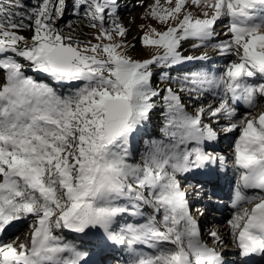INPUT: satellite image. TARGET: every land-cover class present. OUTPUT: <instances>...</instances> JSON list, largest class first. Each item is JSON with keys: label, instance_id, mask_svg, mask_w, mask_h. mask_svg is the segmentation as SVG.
<instances>
[{"label": "snow or ice", "instance_id": "snow-or-ice-1", "mask_svg": "<svg viewBox=\"0 0 264 264\" xmlns=\"http://www.w3.org/2000/svg\"><path fill=\"white\" fill-rule=\"evenodd\" d=\"M187 2L164 7L155 0L150 15L162 24L177 23L142 37L163 54L141 61L115 42L126 35L121 24L113 20L114 27H105L117 0H72L77 17L97 29L95 39L109 41L95 44L59 27L67 0H38L27 13L13 11L23 8L19 0H0V264H86L88 252L63 242L54 234L58 229H96L101 245L127 248L129 264H224L221 253L201 239L177 179L223 161L203 147L218 138L213 123L221 118L231 121L223 131H240L231 236L241 255L264 254V112L252 115L264 100V0H190L199 16L187 11L180 18ZM222 18L229 38L211 46L232 59L219 75L193 73L179 91L163 89L160 138L144 141L141 134L161 97L152 86V67L207 60V54L184 56L181 42L208 45L219 35ZM24 30L31 35L20 34ZM25 69L72 90L61 95L52 84L26 76ZM184 93L190 99L196 93L198 106L191 113ZM206 93L213 100L201 103ZM241 103L249 111L234 120ZM246 189L259 192L249 196ZM242 202L253 206L249 210ZM145 208L152 209L145 222L118 224L126 215L144 217ZM21 220L31 221L30 243L5 239ZM209 235L222 243L216 232ZM138 245L156 251L141 254Z\"/></svg>", "mask_w": 264, "mask_h": 264}, {"label": "rangeland", "instance_id": "rangeland-1", "mask_svg": "<svg viewBox=\"0 0 264 264\" xmlns=\"http://www.w3.org/2000/svg\"><path fill=\"white\" fill-rule=\"evenodd\" d=\"M117 0V6L114 10L117 13L125 12L121 21L113 18V13L109 12V17H105L106 28H112L114 25L112 21L115 20L126 29V35L121 38L115 37L116 43H122L124 47L120 51L133 59L144 60L151 59L153 56L162 55L163 49L157 48L152 45H144L142 37L146 34H150L152 29L156 31H165L168 26H174L177 21L169 20L167 24H162L158 19L153 18L150 15L151 7L155 4V0ZM124 3L122 9H119L118 4ZM134 4V5H132ZM160 4L164 7L174 6L175 0L172 5L166 4V0H160ZM113 11V12H114ZM187 11H192L194 15L199 16L200 9L192 5L190 0L185 4L184 9L179 14L180 18ZM107 15V16H108ZM200 18H203L202 16ZM72 29L79 32V36L76 37L79 41L84 44L91 41V43H108L109 41L104 39L97 41L95 39L98 35L97 29H92L88 26L89 22L84 19H74ZM225 24L226 20L222 18L216 25V32L219 35L206 46H198L193 48V44L200 45L201 42L195 40H187L181 42L180 51L184 56L199 57L207 54V60H186L182 63L176 64L166 71H160L158 66H153V78L152 86L157 91H161V97L156 99L157 107L150 114V119L145 125L144 131L142 132V138L144 139H157L160 138V127L164 123L163 113L164 109L161 106L163 89L167 87L173 88V90L179 91L183 79L185 76H191L193 73H208L209 75H219L220 70L225 67V64L232 57H227L215 50L211 45L219 43L229 38L225 35ZM31 32L27 34L30 36ZM153 38H156L153 34ZM162 73H167V76L178 78L180 80L175 83L169 79H165ZM29 75L36 81H43L45 83L52 84L61 95L64 89H67V94L72 90L67 85H55L45 75L33 72L25 69V75ZM179 74V75H178ZM3 73H0V85L3 82ZM249 82L252 79L249 78ZM157 84L159 87L163 86L162 90L156 88ZM187 87H192L190 84ZM222 91V90H221ZM196 93H193V98L184 93L182 98L187 105V110L191 113L194 107L198 106L195 99ZM218 98V96H217ZM213 100V95L205 94L201 103H207ZM249 110L241 105L237 108V116L234 120H239ZM261 112H264V100L258 101V107L252 110L253 116H258ZM251 118V117H249ZM208 122V121H205ZM231 121L221 118L219 124L213 123V127L218 133V138L214 143L206 142L203 147L206 152H210L213 156L223 157V161L216 160L212 163L206 164L203 168H194L193 170L177 174V179L180 183V188L186 193V199L188 202V209L196 220L198 228L201 233V239L208 243L210 247L216 248L221 253L224 264H246L243 261V255L240 254V250L236 246V242L231 236V227L229 221L237 213L238 208L233 207L234 193L239 180V171L234 164V151L235 143L239 139L240 131L234 130L231 132L223 131L222 129L227 127ZM149 124V127H148ZM136 151L141 152V148L144 149V145L137 143ZM140 156H135V161L139 162ZM245 193L249 196L259 192L258 189H246ZM198 202V203H197ZM190 203L198 205L199 209L189 208ZM243 204V202H242ZM253 205L243 204V207L251 209ZM152 213L151 208H145L144 217H133L126 215L122 217L118 224L123 226L126 223H143L146 221L147 215ZM157 221L162 219V213L156 214ZM30 220H21L14 222L13 226L10 227L5 235V239L18 237L17 243H30ZM160 226V225H158ZM216 232L220 237L222 243H216L209 235L211 232ZM56 235L63 238V242L74 245L80 251H87L88 256L85 258L86 264H129L131 257L129 256L128 250L125 246L121 250L113 248L112 245H101L98 241L99 231L96 229L86 230V233H74L68 229L55 230ZM171 247V245H166ZM137 251L141 254H154L155 249L148 248L144 245H138ZM264 255V254H262ZM252 258L253 256L250 255ZM84 264V262H82ZM253 264H264V256Z\"/></svg>", "mask_w": 264, "mask_h": 264}, {"label": "trees", "instance_id": "trees-1", "mask_svg": "<svg viewBox=\"0 0 264 264\" xmlns=\"http://www.w3.org/2000/svg\"><path fill=\"white\" fill-rule=\"evenodd\" d=\"M38 2V0H19V3H21L22 5H23V8H17V9H13V11H17V12H21V13H27V12H29L30 11V9H31V6L32 5H35L36 3ZM132 3L134 2L133 0L131 1ZM122 5H124V3L122 2V3H120V4H118V7H119V9H122L124 6H122ZM132 5H134V4H132ZM76 11H78L77 9H74L73 8V6H72V0H67V8L65 9V14H64V17H63V19L62 20H60V21H58V25H59V27L65 32V33H68L69 31H72V33H73V35L75 36V38L77 37V36H79V32L78 31H76L75 29L73 30V29H69L68 27H67V25L69 24V23H71L72 24V27H73V24L75 23V22H72V20H74V19H77L78 17H77V15H76ZM112 13H113V18L114 19H117V20H119V21H121V19L123 18V14L125 15V12H122V13H117V12H111V15H112ZM127 15V14H126ZM125 15V16H126ZM110 15H106V17H109ZM78 19H80V18H78ZM84 20H86V19H84ZM30 33V31H27V30H24V31H22L20 34H23V35H25V36H27V34H29ZM157 69H159L160 71H166L168 68H161L160 66H158V68ZM179 75V74H178ZM26 76H29L28 74L26 75ZM32 78V77H31ZM165 79H169L170 81H172V82H176V81H179L180 80V76H178V78H173V77H169V76H167V77H165ZM38 82H40V81H38ZM41 83H45V82H43V81H41ZM156 88H159V89H161L162 90V88H163V86H161V87H159V84H157V86H156ZM57 90V89H56ZM58 92H59V89H58ZM67 89H64L63 90V92H62V95H67ZM158 104V103H157ZM160 107H162L163 108V101H161V106ZM164 109V108H163ZM147 125V124H146ZM148 127H149V124H148ZM147 140H149V139H144V141H147ZM143 148H141V153L143 152Z\"/></svg>", "mask_w": 264, "mask_h": 264}, {"label": "bare ground", "instance_id": "bare-ground-1", "mask_svg": "<svg viewBox=\"0 0 264 264\" xmlns=\"http://www.w3.org/2000/svg\"><path fill=\"white\" fill-rule=\"evenodd\" d=\"M256 257L261 258L262 254L260 253V254L256 255Z\"/></svg>", "mask_w": 264, "mask_h": 264}]
</instances>
